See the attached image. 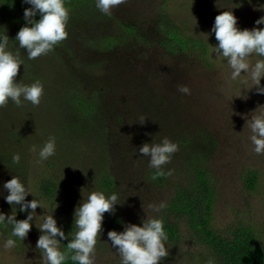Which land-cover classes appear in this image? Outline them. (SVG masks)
Segmentation results:
<instances>
[{
	"label": "rangeland",
	"instance_id": "374dc122",
	"mask_svg": "<svg viewBox=\"0 0 264 264\" xmlns=\"http://www.w3.org/2000/svg\"><path fill=\"white\" fill-rule=\"evenodd\" d=\"M231 1L107 0L114 16L103 17L102 23L98 20L88 23L87 27L92 32L102 30L107 36L131 40L134 46V53L120 58L112 69L104 65L102 69L90 70L92 73L82 70L81 64L85 60L92 63L96 58L88 50L85 53L89 40L87 34L74 40L77 46L74 52L67 48H58L55 52L41 51L51 59L59 54L60 58L54 56L52 59V65L55 61L61 69L68 66L65 74L73 83L70 86L66 84L60 68L52 65L48 68L43 55L35 71L39 74L44 72L45 76L52 73L53 87L61 90L44 93L45 99L31 108L28 100L31 95L14 85L0 103V123L5 135L10 134L12 128V132L19 129L16 121L23 122L24 144L19 145L13 140L10 143L7 139L3 140V144L6 143L12 152L23 155L22 163L28 168L23 183L16 169L0 163V202L5 207H11L6 222L28 219L32 225V230L24 234L25 247L21 251L14 241L0 236V264H55L54 241L46 242V236L56 229L58 218L50 209L57 201L49 204L42 199L37 185L53 168L50 164L54 161L53 170L68 176L64 196L58 199H63L64 204L60 203L66 207L65 212L70 211L69 218L74 223L76 221L81 230L86 229L83 231L86 237L80 243L85 264H139L142 260H148L150 264H190V254L195 255L200 250L185 220L177 222L179 240L175 243L166 240L155 229L174 184L179 181V185H184L187 182L184 169L179 173L175 167L177 161L180 164L185 162L180 153L170 157L164 147L162 152L160 149L138 147L140 141L132 136L130 129L118 140H113L107 150L93 143L86 144L83 138H74L72 144L68 143V139L74 137L71 132L83 133L89 125L80 121L78 116L73 118L74 115L67 111L75 107L71 103L65 104L66 89L76 84L84 92L94 80L93 88L98 83L96 91L99 92L98 88H102L105 81H110L116 74L122 81L117 83L122 91L117 92L120 105L115 107L112 92L106 91L102 99L106 114L115 120L117 117L127 119L129 113L125 107L132 106L130 101L143 87L158 91L164 86L158 95L162 96L161 101L166 107L171 106L172 112L177 109L183 117V122L174 121L176 116L170 117L164 109L165 125L188 133L196 127L215 141L208 162L218 181L214 226L222 228L238 221L251 224L264 244V0ZM162 11L169 14L165 17L171 24L186 29L188 36L196 35L208 41L213 46L209 48L208 55L201 56L193 50L175 57L151 44L152 37L159 39L160 33L156 34L154 24H157L158 14ZM139 20L144 21V27ZM68 21L63 17L57 23L62 22L63 25ZM129 25L137 30L136 35L122 29ZM139 26L146 30L142 37L137 35ZM21 41L25 40L19 38L13 43L20 44ZM14 45L3 53L15 59L16 55L30 58L34 54L28 44L17 45L16 49ZM27 72L23 79L25 83L34 80L32 72ZM63 81L65 84L61 88L60 82ZM99 102L101 104V99ZM120 106L122 112H114ZM60 109L65 110V122L58 125ZM99 150L100 155L97 154ZM105 154L106 157L103 156ZM103 160L108 167L111 164L117 166L109 167V173L117 181L119 212L129 219L126 226L130 229L119 240L103 236V231H100L97 246H93L94 237L99 232L94 230L100 229L95 218L101 213L99 199L103 193L97 189L92 177ZM155 165L165 170L167 178L163 184L149 182L148 172L143 171ZM252 172L257 174L258 180L255 189L250 191L245 177ZM10 232L13 233V230Z\"/></svg>",
	"mask_w": 264,
	"mask_h": 264
},
{
	"label": "trees",
	"instance_id": "16d2710c",
	"mask_svg": "<svg viewBox=\"0 0 264 264\" xmlns=\"http://www.w3.org/2000/svg\"><path fill=\"white\" fill-rule=\"evenodd\" d=\"M107 4V0H0V103L3 98L7 97L6 92L12 90L14 85L19 86L21 91L26 90L27 94L31 95L32 98L28 97L32 105L31 108L35 106V103L44 100V95L47 92L61 90L56 86L53 87L52 73L49 76H45L44 72L39 74L38 71H35L37 64L39 65V62L42 61L43 55H45V62L48 64L46 65L48 68L52 65L54 56L60 58L59 54L53 55L52 59L51 57H46L49 55L41 52L42 50L55 52L58 48L64 50L67 48L74 52V48L77 47L74 44V40L87 34L89 40L85 45V53L90 51V54L96 58H94L95 60L93 59L92 63L88 62L89 60H85L81 64L82 70L85 69L86 72H90V70L95 68L102 69L104 65L111 66V69L112 67L115 68V64L118 63L120 58L134 53V46L131 40L107 36L102 30L96 29L92 32V29L87 27L88 23L96 20H98V23H102L103 17L114 16ZM158 16V22L154 24V29L156 34L160 33L159 39L155 40L152 37L153 39L150 40L151 44L175 57L183 53L193 52V50L201 56L208 55L209 48L213 47L208 41L200 39L196 35L194 37L188 36L186 29H182L181 26L180 28L176 27L173 23L171 24V21L165 17L169 16V14H163L162 11ZM63 17L69 20V25H67L68 22L63 25L62 22L57 23L62 21ZM139 21L142 23H140L141 26L144 27V21ZM142 27L140 28L139 26L138 37H142L146 33V30H143ZM97 28L99 29L100 27L97 25ZM122 29L130 34L134 32L136 35L137 30L133 26L129 25L125 28L122 27ZM262 32L264 36V23ZM93 34H96V36L93 37ZM19 38L20 40L23 38L27 43L21 41L20 44L16 43L14 45L13 42L19 41ZM144 40L145 38H143ZM24 44H28L31 48L30 50L34 53L32 57L27 58L22 54L20 57L16 55L17 59H15V57H10L3 53L12 49L11 45H14L13 48L16 49L17 45L22 46ZM52 66L56 69L60 68L59 63L55 61ZM21 70L25 72L22 73ZM27 70L32 72L34 77V80L29 83L23 81ZM66 70H68V66L66 69L60 68L62 77L66 79V84L70 86L73 81L65 74ZM69 80L70 83H68ZM120 82H122L121 78L116 74L110 81L106 80L102 88H98L99 92L96 91L98 83L93 88L94 80L92 81L93 84L84 92H81V87L77 88L76 84L68 88L69 91L66 89L64 92L67 94V99L64 100L65 104L69 105L71 103L73 104L72 107H75L67 111L71 112L72 116L74 115L73 118L78 116L80 121L89 125L86 127L87 129H83V133H69L74 137L68 139V143L72 144L71 140L74 138H83L84 143L89 145L93 143L102 147L103 150H107L113 140H118L120 135H125L123 133L131 130L132 136L140 141V143H137L138 147L160 149V152H162L164 147L170 157L173 154L176 155L175 153H180L181 158L185 162L180 164L177 161L178 164L176 166L175 161L174 165L179 173H181V169H184L187 182L184 185H179V181L174 184L171 197L162 210V215L155 227L156 231L161 233L166 240L175 243L179 240L176 229L177 222L185 220L189 231L195 238L196 246L200 247V250L195 255L190 254V264H264V244L251 224L238 221L227 224L222 228L214 226V208L217 200L218 181L214 172L209 168L208 163L209 155L215 147L214 139L208 134L197 130L196 127H192L190 129L192 132L188 133L185 131L179 132V130L165 125L166 118L164 116L166 115L163 114L164 109L170 117L172 115L176 116L174 121L183 122V117L177 112V109L172 112L171 106L166 107L161 101L162 96L158 95L160 94V89L164 86L160 87L158 91H154L153 88L143 87L141 92L137 93L138 95L135 99L130 101L132 106L125 107L129 117L127 119L125 117H117L116 120L111 119L104 111L102 99L106 91H109L108 93L112 92L113 95V105L115 107L120 105L118 99L119 93L122 91L121 86L117 84ZM64 84V81L60 82L61 88ZM118 91L119 93H117ZM100 99L101 104L99 102ZM123 99L126 98L123 96ZM173 106L174 103L172 104ZM121 110L123 108L120 106L114 112ZM64 113L65 110L60 109L61 116L57 118L60 119L58 125L65 122ZM16 122L19 129L16 132H12V128L11 133L8 135H5L0 123V163L6 165V167L12 166L11 169H16L21 181L24 183L28 168L22 163L23 155L12 152L11 149L6 147V143L3 144L4 139L9 140L10 143L13 140L18 142L17 144L19 145L24 144L22 140L25 139L23 138L25 127L23 128L21 120ZM67 127L69 128L68 125ZM114 133H116V136ZM13 141L12 144L14 145ZM152 143L154 145L150 146ZM100 153L99 150L97 154L100 155ZM51 156L54 157L53 155ZM103 156L106 157V154ZM54 165L55 161L50 164V167L54 168ZM113 166L114 164H111L109 166L110 169ZM109 167L106 166L103 160L100 168L96 170L92 177L97 189L103 193L101 200L99 199L101 203L99 204V211L101 213L95 218L97 223H99L100 229L94 230L99 232L94 237L93 246H97L100 231H103V236L119 240L130 229V226H126V222H128L126 220L129 219L126 218V215L119 212L118 203L120 200L116 199L118 196L116 190L117 181L109 173L111 172ZM53 168H50L47 174L37 183L42 199L49 204L54 203L55 200L57 201L54 208L50 209L52 214L58 218L55 224L56 232H49L46 236V242L52 239L54 241L53 259L55 264H85L81 254L83 246L81 247L80 243L86 237L83 232L86 229L81 230L77 222L75 221L74 223L72 218H69L68 214L70 211L65 212L66 207L63 205V199L59 200L58 198L64 196L63 192L67 189L68 176L64 172H55ZM143 171L148 172V181L154 184L158 182L163 184L167 178L164 168L159 165ZM257 180L255 172L246 175L245 184L250 191L255 189ZM1 197L4 198V196ZM58 206L61 207L58 208ZM10 210L11 207H5L0 202V236L14 241L17 244V248L21 251L25 247L24 234L32 230V225L28 219L20 220V222H6L5 218L9 216L10 212L8 211ZM60 213L63 215L60 216ZM9 229L10 231L13 230V233ZM169 259L171 260V257ZM139 264H150V262L142 260Z\"/></svg>",
	"mask_w": 264,
	"mask_h": 264
}]
</instances>
